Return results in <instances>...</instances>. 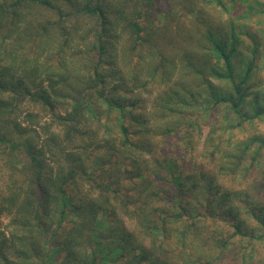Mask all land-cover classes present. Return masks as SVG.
I'll use <instances>...</instances> for the list:
<instances>
[{
    "label": "trees",
    "instance_id": "obj_1",
    "mask_svg": "<svg viewBox=\"0 0 264 264\" xmlns=\"http://www.w3.org/2000/svg\"><path fill=\"white\" fill-rule=\"evenodd\" d=\"M51 1L0 0V264H264V0Z\"/></svg>",
    "mask_w": 264,
    "mask_h": 264
},
{
    "label": "rangeland",
    "instance_id": "obj_2",
    "mask_svg": "<svg viewBox=\"0 0 264 264\" xmlns=\"http://www.w3.org/2000/svg\"><path fill=\"white\" fill-rule=\"evenodd\" d=\"M51 2L54 5H58L57 4L58 1H56V0H53ZM32 17L34 19H36V21L38 20L37 22H43V23H46L48 21H56L57 20V15L53 12V10H47V9L42 8V7L34 9ZM84 20L85 19L83 17L81 18L78 15H73L72 19L69 18L68 22L65 24V26H67V28H69V29H71L73 27L74 28L76 27V29H79L82 26L79 30L76 31V39L73 42V46L78 47L75 50H81V52H86V50L88 49V43L91 40V39H87V40L83 39L85 32L87 31L86 28H88L87 24L89 23L88 21H84ZM77 26H79V27H77ZM47 54L48 53L46 52L43 55V57H46ZM48 56H49V54H48ZM43 78L44 77H41L37 81V83H39L41 80H43ZM71 81H74V80H71ZM117 82L118 81L111 82L110 87L114 86V84ZM48 83L49 82H45L44 84L48 85ZM74 83H75V81H74ZM60 85H63V83H60ZM60 85H59V87L61 88ZM30 90H35V89L31 88ZM139 93H140L142 99L145 101L144 106H143L144 107L143 112H146V113L152 112L153 104H154L155 98L157 96V90H155L151 93L150 92L148 93V92L143 90V91H139ZM136 94H137V92H135L134 94H126V96H132L133 98H135ZM62 101H65V99H62ZM62 101L60 103L54 102L55 103L54 111L58 114H65L66 113V106L62 104ZM70 106L71 105H68V109L70 108ZM38 111H39V109H38ZM42 115H43L44 121H50L52 119L51 115L48 113H42ZM54 129L55 130L58 129L57 131H59L61 128H59V126H55ZM262 167H264V160H263ZM5 175L6 174H4V172H2V170L0 169V197L2 196V188H3V184L5 182ZM12 219H13L12 215L4 214V215L0 216V232L5 231L7 235L9 234L7 231V226L10 224ZM99 219H100L99 221L101 222L103 220V216H101ZM126 227H127V229L132 231V229L134 228V224L127 221Z\"/></svg>",
    "mask_w": 264,
    "mask_h": 264
}]
</instances>
